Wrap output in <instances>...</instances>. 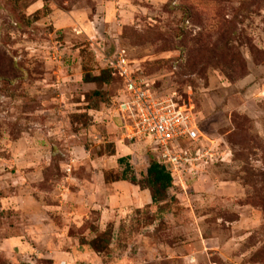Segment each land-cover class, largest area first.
I'll list each match as a JSON object with an SVG mask.
<instances>
[{
	"label": "rangeland",
	"instance_id": "rangeland-1",
	"mask_svg": "<svg viewBox=\"0 0 264 264\" xmlns=\"http://www.w3.org/2000/svg\"><path fill=\"white\" fill-rule=\"evenodd\" d=\"M118 50L222 153L157 205ZM0 264H264V0H0Z\"/></svg>",
	"mask_w": 264,
	"mask_h": 264
},
{
	"label": "built area",
	"instance_id": "built-area-1",
	"mask_svg": "<svg viewBox=\"0 0 264 264\" xmlns=\"http://www.w3.org/2000/svg\"><path fill=\"white\" fill-rule=\"evenodd\" d=\"M110 64L121 82L117 112L126 131L124 138L149 141L173 186L183 187L187 178L223 161L222 153L200 132L191 113L171 99L157 97L147 84L133 78L124 50H118Z\"/></svg>",
	"mask_w": 264,
	"mask_h": 264
},
{
	"label": "trees",
	"instance_id": "trees-1",
	"mask_svg": "<svg viewBox=\"0 0 264 264\" xmlns=\"http://www.w3.org/2000/svg\"><path fill=\"white\" fill-rule=\"evenodd\" d=\"M16 4H22L23 6L27 5L29 0H15ZM85 75L83 77L84 83H91L97 85H107L113 78L119 77L116 73L112 70H103L97 77H92L88 72L87 69L84 68ZM120 89H121V82H120ZM150 143L149 141H146ZM155 158V157H154ZM125 159H119V163L123 164ZM106 182H116V181H125L135 184V177H128V173L126 169L122 172L120 177L111 178L108 175L105 176ZM145 189L149 190L151 203L157 205L162 203L168 199V192L173 186L172 177L168 173L165 166L161 165L156 158L151 159L149 161L148 167L146 169V178L143 181ZM105 235V234H103ZM103 245H101L100 240H95L91 243V247L100 252L102 250ZM106 244L104 245L105 249ZM101 248V249H100Z\"/></svg>",
	"mask_w": 264,
	"mask_h": 264
}]
</instances>
